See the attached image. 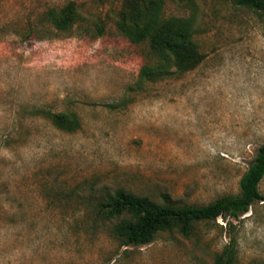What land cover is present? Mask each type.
<instances>
[{
  "label": "rangeland",
  "instance_id": "374dc122",
  "mask_svg": "<svg viewBox=\"0 0 264 264\" xmlns=\"http://www.w3.org/2000/svg\"><path fill=\"white\" fill-rule=\"evenodd\" d=\"M70 1L82 19L55 30L46 11ZM123 2L0 0V264H214L233 237V264H264V201L231 228L218 217L137 246L97 216L117 189L197 204L238 193L264 144V10L164 0L165 16L192 17L198 60L153 78L148 41L117 25Z\"/></svg>",
  "mask_w": 264,
  "mask_h": 264
},
{
  "label": "trees",
  "instance_id": "16d2710c",
  "mask_svg": "<svg viewBox=\"0 0 264 264\" xmlns=\"http://www.w3.org/2000/svg\"><path fill=\"white\" fill-rule=\"evenodd\" d=\"M237 4L255 10H264V0H234ZM164 0H124L117 18V25L133 43L148 41L157 55L155 64L142 67V76L153 77L171 73L172 69L186 70L194 67L198 50L193 38V19L184 16H165ZM46 19L55 30L68 31L82 19L75 1L60 8L51 7ZM100 32L105 28L99 24ZM197 58V60H196ZM195 59V60H194ZM144 74V75H143ZM55 124L71 130L78 125L74 113L44 112ZM264 178V144L250 163L239 182V192L222 195L210 203L178 202L163 194L162 201L149 196L134 194L125 189L107 193L96 204L97 216L111 223L110 231L121 246L150 243L161 231L176 230L189 236L199 221L226 219L229 228L233 219H239L255 202L264 201L260 183ZM236 240L231 238L225 249L216 256L214 264H233L236 257Z\"/></svg>",
  "mask_w": 264,
  "mask_h": 264
}]
</instances>
